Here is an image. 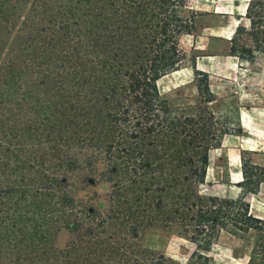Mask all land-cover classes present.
I'll list each match as a JSON object with an SVG mask.
<instances>
[{"label": "trees", "instance_id": "1", "mask_svg": "<svg viewBox=\"0 0 264 264\" xmlns=\"http://www.w3.org/2000/svg\"><path fill=\"white\" fill-rule=\"evenodd\" d=\"M187 3L63 0L49 11L53 18L20 38L22 56L2 62L0 257L15 251L17 261L49 264L61 255L69 264L78 254L81 264H126L116 257L121 246L113 232L127 228L131 241L149 230L180 235L195 246L192 264H212L208 254L227 233L244 242L248 264H264V218L245 200L199 190L210 150L230 133L227 126L215 127L218 119L207 108L215 101L209 75L182 45L199 16L187 11ZM245 18L247 35L259 48L264 0H251ZM241 30L234 32L230 53L245 59ZM189 64L206 106L197 116L178 114L159 89L163 77ZM37 145L44 148L37 151ZM248 153L241 154L237 183L246 191L264 184V164ZM85 167L93 184H112L119 201L106 214L73 197L71 172ZM61 230L73 238L55 252L53 239ZM152 256L159 261L137 264H178Z\"/></svg>", "mask_w": 264, "mask_h": 264}, {"label": "rangeland", "instance_id": "2", "mask_svg": "<svg viewBox=\"0 0 264 264\" xmlns=\"http://www.w3.org/2000/svg\"><path fill=\"white\" fill-rule=\"evenodd\" d=\"M250 1L188 0L187 11H195L199 16L195 32L185 36L182 45L190 57H196V66L197 63L202 65L204 62H210L213 67L222 61V56L228 52L230 54L231 46L227 37H230L237 27L244 28L240 31L239 38L240 43L245 45L246 51L248 50L244 55L245 59L235 62L228 60L230 65L242 63L240 65H243L244 69L238 71L242 79L233 80V84L230 80L228 84H223L221 103L207 106L218 119V122H214L215 127L221 129L227 126L230 134L224 136L221 149L210 150L206 182L199 190L206 196L245 200L250 204L254 215L264 218V184L255 183L248 191L237 186L242 180V152L248 151L246 157H250L254 163L264 164V43L259 44L258 48L247 35L250 23L245 14ZM62 3L63 0H0V65L9 56L21 57L17 46L20 38L33 34L34 29L42 25L41 21L53 18L54 13L49 11ZM249 50H252L251 54ZM209 56L214 58H207ZM197 69L200 70L198 67ZM159 89L161 95L180 115L197 116L204 107L198 92V79L190 64L163 77L159 81ZM242 114L247 130L243 128L240 120ZM204 115L205 126L210 128L211 120L206 119L207 114ZM43 148L44 146L37 145L35 149L38 151ZM104 168V163L98 164L99 171ZM89 171L91 168L85 167L71 172L73 197L77 202L106 214L119 200L112 197V184H93ZM113 233L121 246L116 257L124 258L126 264H137L145 259L156 263L159 260L153 259L154 253L178 264H192L194 244L172 231L149 230L132 241L127 228L118 232L114 230ZM72 238L68 231H59L53 239L54 251L63 252ZM14 254L15 251L7 258L0 257V264H45L37 259L30 262L17 261ZM208 256L212 264H248L249 250L239 237L223 233ZM81 257L77 254L72 261L68 260L69 264H81ZM49 264H65V261L61 255H55V260Z\"/></svg>", "mask_w": 264, "mask_h": 264}, {"label": "crops", "instance_id": "3", "mask_svg": "<svg viewBox=\"0 0 264 264\" xmlns=\"http://www.w3.org/2000/svg\"><path fill=\"white\" fill-rule=\"evenodd\" d=\"M235 30L233 31V33L231 34L230 37H227V40L230 41V46L232 45L231 39L234 36ZM230 50H231V47H230ZM230 54L228 52L224 56H222V58H221L222 61L220 63L214 65L213 67L210 64V62H204L202 65L197 63V67L201 71H203L209 75L210 90L212 91V93L215 96V101L211 104L212 106H216L219 103H221V101H222V99L220 97L221 93H222L221 90L225 84L229 83V80H230V83L233 84V80L239 79V78L242 79V76L239 75L238 71H239V69L241 71H243L244 66L240 65L242 63H240V64L232 63L230 65V61H228V60H233L235 62V60L239 61V59H240L239 57L232 56ZM207 58H214V57L209 56ZM240 120H241L243 128L245 130H247L248 127L246 125V120H245L243 114L241 115ZM219 149H221V148H218L217 150H219ZM241 174H242V172H241Z\"/></svg>", "mask_w": 264, "mask_h": 264}]
</instances>
